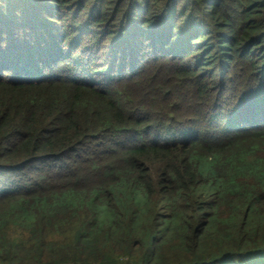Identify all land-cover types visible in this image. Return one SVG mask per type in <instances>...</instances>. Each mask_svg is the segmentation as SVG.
I'll return each instance as SVG.
<instances>
[{
    "label": "trees",
    "instance_id": "16d2710c",
    "mask_svg": "<svg viewBox=\"0 0 264 264\" xmlns=\"http://www.w3.org/2000/svg\"><path fill=\"white\" fill-rule=\"evenodd\" d=\"M0 264H264V0H0Z\"/></svg>",
    "mask_w": 264,
    "mask_h": 264
}]
</instances>
